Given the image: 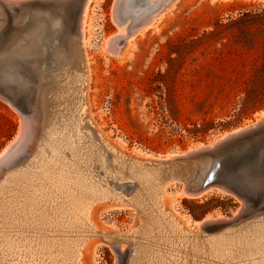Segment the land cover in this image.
I'll return each mask as SVG.
<instances>
[{"label": "bare ground", "instance_id": "1", "mask_svg": "<svg viewBox=\"0 0 264 264\" xmlns=\"http://www.w3.org/2000/svg\"><path fill=\"white\" fill-rule=\"evenodd\" d=\"M119 1L112 5L118 31L105 39L106 50L115 55L119 45L154 26L172 2L147 0L148 7L139 12L129 10L132 0L124 9ZM90 2L84 1L77 22L70 2L28 12L18 33L10 30L9 45L0 50L3 91L30 92L35 104V115L22 120L14 142L0 150V264H80L84 245L96 235L123 260L119 247L130 245L124 264H264V211L247 215L236 208L231 216L208 214L202 220L223 221L202 230V220H194L196 229L192 222L186 228L164 207L165 184L179 182V193L186 197L226 195L217 186L197 196L190 191L211 166L209 159L174 158L184 151L164 158L126 153L88 122L84 46L92 27ZM69 30L78 45L71 36L59 47ZM263 121L264 110L242 127ZM17 151L22 155L11 161ZM98 200L135 210L134 228L99 231L90 219Z\"/></svg>", "mask_w": 264, "mask_h": 264}, {"label": "rangeland", "instance_id": "2", "mask_svg": "<svg viewBox=\"0 0 264 264\" xmlns=\"http://www.w3.org/2000/svg\"><path fill=\"white\" fill-rule=\"evenodd\" d=\"M128 1L120 0V8H127ZM113 2L91 0L89 4L92 27L84 46L85 114L116 149L164 158L247 125L264 110L263 0H172L158 22L119 45L117 55L105 48V39L118 31ZM149 2L132 0L129 10L143 11ZM72 31H66L68 36L59 47L68 44L71 36L76 38ZM24 97L21 112L0 95V150L14 142L22 120L35 115L34 96L27 92ZM181 188L179 182L165 184L162 199L186 228L192 222L196 229L194 220L208 214L231 216L239 205L235 197L218 193L186 197L179 193ZM135 215V210L107 200L96 201L90 211L99 231L116 233L134 228ZM100 241L96 235L86 242L80 264L128 260L130 245L123 242L119 247L123 260Z\"/></svg>", "mask_w": 264, "mask_h": 264}, {"label": "water", "instance_id": "3", "mask_svg": "<svg viewBox=\"0 0 264 264\" xmlns=\"http://www.w3.org/2000/svg\"><path fill=\"white\" fill-rule=\"evenodd\" d=\"M85 0H0V50L9 45L8 33L17 34L21 20L28 12L44 9L64 2H70L73 19L79 20ZM264 1V0H263ZM0 92L8 97L18 108L24 106L25 97L10 90ZM22 112V110H21ZM222 134V133H221ZM192 150L174 157L187 161L210 160L211 166L199 184L190 186V191L197 196L208 186L221 187L226 195L239 201V213H256L264 210V121L254 126L242 127L239 131H229L226 135H216L210 143L196 142ZM194 145V144H193ZM189 183L186 182V186ZM189 187V186H188ZM202 220V218L200 219ZM223 220L203 219L199 225L202 230H210Z\"/></svg>", "mask_w": 264, "mask_h": 264}]
</instances>
